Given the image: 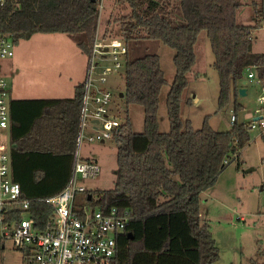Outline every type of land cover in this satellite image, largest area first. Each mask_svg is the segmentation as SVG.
Wrapping results in <instances>:
<instances>
[{
    "label": "trees",
    "instance_id": "obj_1",
    "mask_svg": "<svg viewBox=\"0 0 264 264\" xmlns=\"http://www.w3.org/2000/svg\"><path fill=\"white\" fill-rule=\"evenodd\" d=\"M100 3L0 0V37L17 44L35 34H65L87 56L95 41ZM116 3L129 9L116 19L118 35L127 46L122 98L127 105L142 107L143 131L134 132L125 117L124 127L112 136L116 145L113 187L87 190L73 209L80 212L85 202L91 210L106 213L114 208L125 216V232L117 240L109 264H214L219 249L208 223L200 217L199 195L215 184L231 161L238 160L250 141L248 124L236 119L242 109L237 97L250 69L264 85V53L252 51V33L264 27V0L253 4V24L247 26L236 20L239 0ZM170 14L180 16L183 24L173 25ZM202 31L218 77L217 108L231 107L235 116L227 131L212 129L206 119L199 129H193L189 120H181V97ZM145 40L174 51V76L166 95L169 130L165 133L159 131L157 119L159 94L167 83L160 58L154 53L132 56ZM82 95L81 82L74 86L72 98L9 100L12 180L19 184L20 197L28 201L27 213L39 230L53 217L45 199L59 194L72 174ZM23 215L19 210L8 212L5 221H19Z\"/></svg>",
    "mask_w": 264,
    "mask_h": 264
},
{
    "label": "rangeland",
    "instance_id": "obj_2",
    "mask_svg": "<svg viewBox=\"0 0 264 264\" xmlns=\"http://www.w3.org/2000/svg\"><path fill=\"white\" fill-rule=\"evenodd\" d=\"M239 1L241 6L237 11V22L252 25L253 8L245 4L247 0ZM99 9L95 39H119L116 19L127 14L129 9L117 4L116 0H101ZM169 21L175 26L183 24L182 18H174V14H170ZM252 51L264 53V27L253 31ZM12 52V57L0 59V74L5 79L8 91L13 88L11 98L29 96L27 89L35 82L40 86L31 96L72 98L78 82L73 83V80L78 78L79 82H83L85 79L87 56L65 34H35L28 40L14 44ZM152 53L159 56L167 82L159 94L157 114L159 131L165 133L169 130L166 95L174 76V51L160 42L145 40L133 50L132 56ZM194 53L195 63L187 76L188 84L181 97V120H189L193 129H199L206 119L212 129L227 131L231 128L230 117L234 113L231 107L224 110L217 108L218 77L212 66L214 57L204 31L197 37ZM13 59L14 64H11ZM98 63V71L113 65L110 56L98 60ZM5 71H11V74L4 76L1 72ZM124 86L123 68L108 75L105 83L98 84L99 88L112 93L110 114L120 121L128 116L132 130L140 133L143 131V109L136 104L127 105L119 97ZM43 88H46L45 91ZM244 88L246 94L237 97L242 109L236 117L238 123L249 124L256 117L255 111L260 108L257 101L260 85L248 79ZM188 99L190 103L186 102ZM249 136L250 141L240 151L238 160L231 161L215 184L199 195L200 217L208 223L219 249V259L214 264L264 263V138L255 129H250ZM0 144L9 147V129L0 134ZM81 156L95 159L100 172L95 178L80 183L88 191L111 189L116 169L114 141L85 144ZM211 193L216 196L215 199H211ZM83 199L84 195H79L76 203ZM0 264H24L21 252L10 241H6L3 247L0 245Z\"/></svg>",
    "mask_w": 264,
    "mask_h": 264
},
{
    "label": "built area",
    "instance_id": "obj_3",
    "mask_svg": "<svg viewBox=\"0 0 264 264\" xmlns=\"http://www.w3.org/2000/svg\"><path fill=\"white\" fill-rule=\"evenodd\" d=\"M104 41L108 43L104 44ZM13 45L10 39L0 37V59L13 56ZM126 52L127 46L120 38L95 39L91 46L87 55V72L82 82L83 95L72 174L67 186L59 194L45 199V203L53 210V217L44 230L34 227L27 213L29 203L21 199L20 186L12 180L10 147L0 144V244L10 241L21 252L24 264H109L116 254L117 240L125 232V216L114 208L106 213L91 210L85 202H82L80 212L73 208L76 198L87 192L80 181L93 179L100 172L95 160L81 156L82 147L92 142L112 140L113 133L125 125L124 121L110 114L112 93L99 88L98 84L105 83L108 75L124 67ZM108 56L113 65L98 71V60ZM248 79L260 85L257 98L260 108L247 126L258 130L264 138V85L252 69L246 74ZM8 97L7 84L0 74V134L9 129ZM234 120L233 114L230 117L231 124ZM15 210L24 213L22 219L5 221L6 213Z\"/></svg>",
    "mask_w": 264,
    "mask_h": 264
},
{
    "label": "crops",
    "instance_id": "obj_4",
    "mask_svg": "<svg viewBox=\"0 0 264 264\" xmlns=\"http://www.w3.org/2000/svg\"><path fill=\"white\" fill-rule=\"evenodd\" d=\"M259 0H247V2L245 3V4H250V6L252 7L253 6V4H255L256 2H258ZM252 13H253V11H252ZM252 13H251V16H252ZM236 20H237V15H236ZM238 21V20H237ZM11 62V64H14V59L13 60H11L10 61ZM1 71V70H0ZM4 76H8L9 74H11V71H5V72H1ZM12 79H13V77H12ZM70 81H72L71 79H70ZM78 81V82H77ZM74 82H77V83H81V82H79V79L78 78H76L75 80H73V83ZM11 85H12V83H11ZM40 85H37L36 84V82L30 87L29 86V89H27V91H28V94L27 95H29V96H25V97H22V96H19V98H16L17 96H15V97H13V98H11L12 96V94H14V92L12 91V89H10L9 90V95H10V99L9 100H11V99H60V98H62V96H56V97H46V96H31V94H33V93H35L34 91H35V89L36 88H38ZM45 89L46 88H43L42 90L43 91H45ZM236 119H237V117H236ZM84 158V157H83ZM86 159H93V158H86ZM93 160H95V159H93ZM96 161V160H95ZM97 162V161H96ZM216 198V196L213 194V193H211V199H215Z\"/></svg>",
    "mask_w": 264,
    "mask_h": 264
},
{
    "label": "water",
    "instance_id": "obj_5",
    "mask_svg": "<svg viewBox=\"0 0 264 264\" xmlns=\"http://www.w3.org/2000/svg\"><path fill=\"white\" fill-rule=\"evenodd\" d=\"M91 2H94L95 0H90ZM108 43V41H104V44H107ZM104 51H106V48L104 49ZM246 84V80H244L243 82H242V85H245ZM246 94V89L245 88H239L238 89V95L239 96H243V95H245ZM123 95H122V93H120V95H119V97H122ZM88 196H90V195H88ZM127 237L128 238H130V235L129 234H127Z\"/></svg>",
    "mask_w": 264,
    "mask_h": 264
}]
</instances>
